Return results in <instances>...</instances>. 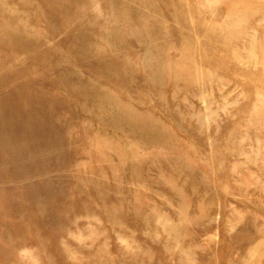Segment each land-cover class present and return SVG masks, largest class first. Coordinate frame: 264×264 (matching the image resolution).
<instances>
[{
	"label": "rangeland",
	"instance_id": "obj_1",
	"mask_svg": "<svg viewBox=\"0 0 264 264\" xmlns=\"http://www.w3.org/2000/svg\"><path fill=\"white\" fill-rule=\"evenodd\" d=\"M0 264H264V0H0Z\"/></svg>",
	"mask_w": 264,
	"mask_h": 264
}]
</instances>
